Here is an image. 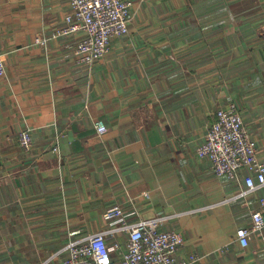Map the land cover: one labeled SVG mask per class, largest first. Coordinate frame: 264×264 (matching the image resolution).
I'll return each mask as SVG.
<instances>
[{
	"label": "crops",
	"instance_id": "0c3cea01",
	"mask_svg": "<svg viewBox=\"0 0 264 264\" xmlns=\"http://www.w3.org/2000/svg\"><path fill=\"white\" fill-rule=\"evenodd\" d=\"M132 2L128 32L88 69L81 34L55 35L69 0H0V264H62L113 203L130 220L178 214L160 228L183 235L178 257H202L191 264H264V229L235 238L264 187L233 198L249 171L218 177L196 154L235 103L264 162V0Z\"/></svg>",
	"mask_w": 264,
	"mask_h": 264
},
{
	"label": "built area",
	"instance_id": "2783aa9c",
	"mask_svg": "<svg viewBox=\"0 0 264 264\" xmlns=\"http://www.w3.org/2000/svg\"><path fill=\"white\" fill-rule=\"evenodd\" d=\"M130 0H69V11L55 35L81 34L73 48L74 61L86 68L110 50L111 40L128 32ZM4 53L0 48V76L5 74ZM214 121L208 126L203 142L196 147L199 157L207 158L218 177L238 181L239 170L249 173L237 196H249L264 187V162L258 158L255 139L245 126L235 103L216 109ZM94 127L98 135L108 128L102 120ZM22 149L33 145L32 131L22 129L17 134ZM264 198L260 208L250 212V225L239 227L235 238L242 247L252 235H262L264 229ZM178 214H162L148 219H128L122 206L113 203L105 207L106 226L83 237L69 239L58 253L65 254L62 264H191L202 257H178L184 243L183 235L175 229H161L167 220Z\"/></svg>",
	"mask_w": 264,
	"mask_h": 264
},
{
	"label": "rangeland",
	"instance_id": "374dc122",
	"mask_svg": "<svg viewBox=\"0 0 264 264\" xmlns=\"http://www.w3.org/2000/svg\"><path fill=\"white\" fill-rule=\"evenodd\" d=\"M130 1H131V4H132V3H133L132 0H130ZM131 7H132V5L130 6L129 10L131 9ZM129 17H130V14H129ZM129 20H130V19H128V23H129ZM128 23H127V24H128ZM117 37H119V36H117ZM114 38H115V37H114ZM112 39H113V38H112Z\"/></svg>",
	"mask_w": 264,
	"mask_h": 264
}]
</instances>
